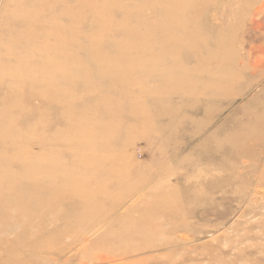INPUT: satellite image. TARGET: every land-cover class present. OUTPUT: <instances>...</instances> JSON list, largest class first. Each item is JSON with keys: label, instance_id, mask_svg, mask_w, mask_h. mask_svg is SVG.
<instances>
[{"label": "rangeland", "instance_id": "1", "mask_svg": "<svg viewBox=\"0 0 264 264\" xmlns=\"http://www.w3.org/2000/svg\"><path fill=\"white\" fill-rule=\"evenodd\" d=\"M0 264H264V0H0Z\"/></svg>", "mask_w": 264, "mask_h": 264}]
</instances>
